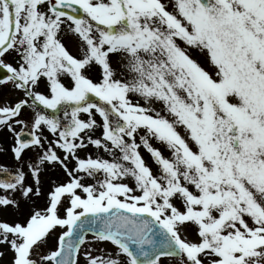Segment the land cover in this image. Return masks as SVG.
<instances>
[{
    "label": "snow or ice",
    "instance_id": "obj_1",
    "mask_svg": "<svg viewBox=\"0 0 264 264\" xmlns=\"http://www.w3.org/2000/svg\"><path fill=\"white\" fill-rule=\"evenodd\" d=\"M0 157V264H264V0H0Z\"/></svg>",
    "mask_w": 264,
    "mask_h": 264
},
{
    "label": "flooded vegetation",
    "instance_id": "obj_2",
    "mask_svg": "<svg viewBox=\"0 0 264 264\" xmlns=\"http://www.w3.org/2000/svg\"><path fill=\"white\" fill-rule=\"evenodd\" d=\"M0 162L11 163V161L8 158H6V157H0ZM3 218H5V219H11V217L8 216V215H5Z\"/></svg>",
    "mask_w": 264,
    "mask_h": 264
},
{
    "label": "rangeland",
    "instance_id": "obj_3",
    "mask_svg": "<svg viewBox=\"0 0 264 264\" xmlns=\"http://www.w3.org/2000/svg\"><path fill=\"white\" fill-rule=\"evenodd\" d=\"M146 158H147V154H146ZM149 162H151V161H149Z\"/></svg>",
    "mask_w": 264,
    "mask_h": 264
}]
</instances>
